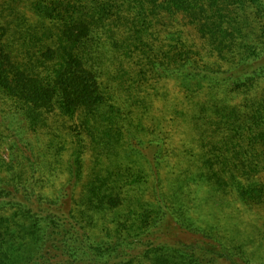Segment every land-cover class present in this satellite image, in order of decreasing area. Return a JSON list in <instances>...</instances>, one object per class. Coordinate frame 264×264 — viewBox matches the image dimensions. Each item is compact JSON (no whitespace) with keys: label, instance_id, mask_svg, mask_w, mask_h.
<instances>
[{"label":"trees","instance_id":"trees-1","mask_svg":"<svg viewBox=\"0 0 264 264\" xmlns=\"http://www.w3.org/2000/svg\"><path fill=\"white\" fill-rule=\"evenodd\" d=\"M0 264H264V0H0Z\"/></svg>","mask_w":264,"mask_h":264},{"label":"rangeland","instance_id":"rangeland-1","mask_svg":"<svg viewBox=\"0 0 264 264\" xmlns=\"http://www.w3.org/2000/svg\"><path fill=\"white\" fill-rule=\"evenodd\" d=\"M242 218H244V223L241 225L242 226L241 227L242 230L249 231L250 230V222H251L250 217L249 216H244ZM241 221H242V219H241ZM252 222L254 223L253 220H252Z\"/></svg>","mask_w":264,"mask_h":264}]
</instances>
